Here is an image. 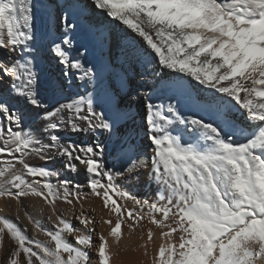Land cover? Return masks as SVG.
<instances>
[{"label": "snow or ice", "instance_id": "obj_1", "mask_svg": "<svg viewBox=\"0 0 264 264\" xmlns=\"http://www.w3.org/2000/svg\"><path fill=\"white\" fill-rule=\"evenodd\" d=\"M90 2L126 33L146 71L155 60L152 87L133 113L123 63L119 91L104 79L120 55L98 64L66 14L47 46L59 72L51 79L34 47L33 0H0V195L72 205L87 188L116 214L112 243L93 242L83 213L82 228L58 216L47 242L0 219V264H120L121 224L145 217L158 230L147 233L158 246L152 264H264V0ZM165 70L176 75L165 81ZM137 117L151 155L138 143ZM34 158L59 161L83 183H54L59 171ZM142 171L159 186L152 199L128 187Z\"/></svg>", "mask_w": 264, "mask_h": 264}, {"label": "bare ground", "instance_id": "obj_2", "mask_svg": "<svg viewBox=\"0 0 264 264\" xmlns=\"http://www.w3.org/2000/svg\"><path fill=\"white\" fill-rule=\"evenodd\" d=\"M65 14L77 25L76 32L72 33L75 40L81 43L87 41L90 44L98 64L103 66L110 56L120 55V60L116 61L114 68L111 71L104 72L105 83L110 82L113 88L119 91V81L116 73L119 71L121 63H123V67L128 70V82L131 87L130 95L126 99L131 100V110L136 113L139 104L143 100L144 92L152 87L151 71L159 69L154 67V60L153 65L149 66L146 71L143 58L125 39L126 33L119 28H114L103 13L92 7L90 0H33V15L35 17L33 29L36 37L34 47L38 48L41 64L50 75V78L54 80L59 75V72L55 60L49 61L47 58V46L50 40L59 38V18ZM0 55H3V50H0ZM141 73L148 75V79H142ZM173 75L176 74L165 70L161 73V78L167 81ZM191 82L195 83V81ZM6 87V84L0 85V88ZM160 95H167V90L161 89ZM132 97H135V99ZM153 98L155 99V97ZM14 106H19V101H14ZM195 111V109L192 110V112ZM228 119L238 127H244L241 115L228 113ZM135 124L138 132V143H140L142 150H146L147 154L151 155L152 149L144 135L142 122L139 117H137ZM193 139H196V137H193ZM31 162L41 167L59 171V176L54 175L52 177L54 183L65 178L83 183L82 176L75 171L66 172L61 168L59 161L54 160L44 164L43 161L34 158ZM28 179L31 180L32 178L28 177ZM128 187L134 194L141 197L147 196L150 199L159 190V186L148 179L146 171L140 173L138 182H134L133 185ZM0 191H4V188L0 187ZM13 191L15 190L13 189ZM127 204L128 207H136L130 201ZM144 211L147 212V209ZM81 213L93 221L92 226L95 230L91 235L95 244L98 245L100 236L107 237L109 243H112L110 232L115 225L116 214L110 213L108 208L103 205L102 200L89 194L87 188L82 190L79 200L73 199L72 205L66 204L63 200H57L53 206V204L45 201L43 197L32 195L21 197L19 200L0 195V219L12 223L14 227L21 231V234L29 239L41 242L49 240L46 233L53 230L58 216L63 215L76 227L82 228L83 226L76 219ZM105 221H111V223H106ZM129 224H131L130 220H126L121 224L120 264H152L153 259L158 257V246L147 241V233L149 228L153 229L154 233L158 232V230L155 225L150 223L147 217L131 229L128 227ZM178 235L179 233H174L173 239H176ZM153 240L158 241L159 244L165 242L162 237H158L155 234L153 235ZM146 242L148 243L147 256L143 247ZM153 249H155V252Z\"/></svg>", "mask_w": 264, "mask_h": 264}]
</instances>
